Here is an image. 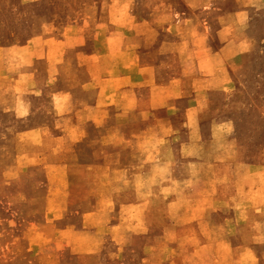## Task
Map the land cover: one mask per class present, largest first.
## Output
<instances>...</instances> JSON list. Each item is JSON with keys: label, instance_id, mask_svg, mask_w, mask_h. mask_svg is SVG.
Returning <instances> with one entry per match:
<instances>
[{"label": "rangeland", "instance_id": "1", "mask_svg": "<svg viewBox=\"0 0 264 264\" xmlns=\"http://www.w3.org/2000/svg\"><path fill=\"white\" fill-rule=\"evenodd\" d=\"M263 196L264 0H0V264H264Z\"/></svg>", "mask_w": 264, "mask_h": 264}, {"label": "bare ground", "instance_id": "2", "mask_svg": "<svg viewBox=\"0 0 264 264\" xmlns=\"http://www.w3.org/2000/svg\"><path fill=\"white\" fill-rule=\"evenodd\" d=\"M197 173H198V172H197ZM173 192H174V191H173ZM173 192H172V193H173ZM235 192H236V191H235ZM239 196H240V195H239ZM246 196H247V195H246ZM263 197H264V196H263ZM262 203H263V202H262ZM201 206H202V205H201ZM204 208H205V207H204ZM254 209H255V208H254ZM194 215H195V214H194ZM260 231H262V230H260Z\"/></svg>", "mask_w": 264, "mask_h": 264}]
</instances>
